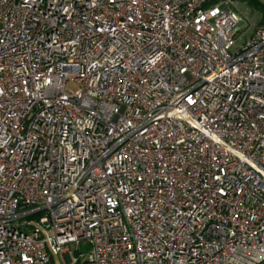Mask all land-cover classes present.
<instances>
[{
    "label": "built area",
    "instance_id": "2783aa9c",
    "mask_svg": "<svg viewBox=\"0 0 264 264\" xmlns=\"http://www.w3.org/2000/svg\"><path fill=\"white\" fill-rule=\"evenodd\" d=\"M233 3L0 0V264H264V20Z\"/></svg>",
    "mask_w": 264,
    "mask_h": 264
},
{
    "label": "rangeland",
    "instance_id": "374dc122",
    "mask_svg": "<svg viewBox=\"0 0 264 264\" xmlns=\"http://www.w3.org/2000/svg\"><path fill=\"white\" fill-rule=\"evenodd\" d=\"M236 4L233 8L240 14L245 22V26H243L237 35H242L244 39H247L253 33V30L261 21V15L258 9L248 5L246 2L242 0H231ZM258 2L264 4V0H257ZM233 3V4H234ZM238 43H241L238 40ZM71 89L74 87L72 85L69 86ZM69 252L73 255V257H77L79 254L84 256L88 252V245L85 242H80L79 245L70 244ZM49 264H69L67 254L62 256L52 255L51 261Z\"/></svg>",
    "mask_w": 264,
    "mask_h": 264
},
{
    "label": "trees",
    "instance_id": "16d2710c",
    "mask_svg": "<svg viewBox=\"0 0 264 264\" xmlns=\"http://www.w3.org/2000/svg\"><path fill=\"white\" fill-rule=\"evenodd\" d=\"M242 1L246 2L248 5L254 7L255 9L259 10L261 15V21L259 22L260 24L262 20H264V4L258 2L257 0H242Z\"/></svg>",
    "mask_w": 264,
    "mask_h": 264
}]
</instances>
